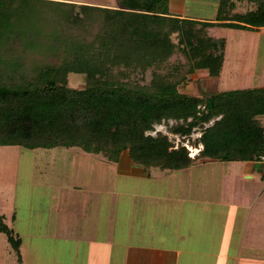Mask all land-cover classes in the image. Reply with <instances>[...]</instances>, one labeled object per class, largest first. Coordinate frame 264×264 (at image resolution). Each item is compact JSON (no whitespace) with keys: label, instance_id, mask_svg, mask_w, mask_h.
<instances>
[{"label":"trees","instance_id":"1","mask_svg":"<svg viewBox=\"0 0 264 264\" xmlns=\"http://www.w3.org/2000/svg\"><path fill=\"white\" fill-rule=\"evenodd\" d=\"M240 2L253 7L233 13ZM114 4L0 0V146L76 148L108 164L125 152L145 177L198 159L257 163L264 87L198 96L178 88L198 70L219 75L224 40L208 29L264 28V0H216L210 22L171 14L167 0ZM69 75L83 86H68ZM154 125L183 139L197 128L192 145L201 148L188 157ZM0 234L17 249L2 215Z\"/></svg>","mask_w":264,"mask_h":264},{"label":"rangeland","instance_id":"2","mask_svg":"<svg viewBox=\"0 0 264 264\" xmlns=\"http://www.w3.org/2000/svg\"><path fill=\"white\" fill-rule=\"evenodd\" d=\"M60 1L106 7L115 5L114 0ZM167 2L169 12L173 15L204 22L214 20L216 0ZM252 7L245 2L236 3L233 13H243ZM207 35L224 40L220 73L217 77H208L206 70H198L188 76L185 85L179 86V92L198 96L201 92L264 87V28L245 31L212 27L208 29ZM145 78H149L148 73ZM68 86L81 88L82 77L69 75ZM167 123L170 125L171 121ZM260 123L264 126V117ZM153 131L164 134L174 147L183 146L188 157H193L192 154L198 151L192 145L200 133L197 128L184 139L167 133L163 125H154ZM154 132L149 134L153 135ZM91 162L97 163L99 167L100 163L104 165L103 171L98 170L97 180L92 181L91 172L86 168ZM252 164L247 167L243 162H229L222 166L221 163L209 161L170 172L177 176L178 181L175 183L180 185L184 198L196 197L203 202L213 200L216 205L224 203L226 207H236V211L232 209V216L237 215L240 222L232 229L245 230L243 237L237 238L241 246L236 255L237 264L254 263L256 259L261 261L264 257V177L258 176V165ZM87 172L89 177L86 176ZM245 173L251 174L252 178L244 179L242 176ZM140 175L143 177L144 174L131 165L125 152L120 154L116 164H108L101 161L99 156L86 154L76 148L27 150L19 146H0V215L13 236L19 239L18 247L14 249L6 237L0 234V264H119L116 257L120 249L118 245V249L114 247L108 253L103 251L104 262H97L102 254L98 245L87 247L79 242L72 244L70 240L60 239L57 235L63 224L77 223L88 215L89 205L93 201L96 202L99 215V235L109 224H112L114 231L125 230L128 222L123 216L129 214V197L132 198L135 192H151V195L158 192L154 180H147ZM93 181L101 183L99 191L90 189ZM179 192L174 187L171 195H164V200L161 195L155 198L162 202ZM65 195L67 197L63 199ZM143 197L133 199V211L129 214L132 230L136 229L138 223L139 231L143 228L148 230L155 218L157 211L150 209L154 198L150 200L152 196ZM169 210L171 212V203ZM179 211L180 216L184 217L185 211ZM243 213L245 220L240 215ZM69 214L73 217H69ZM121 215L122 219L118 221ZM106 223L109 224L105 226ZM154 223L157 224L156 221ZM161 227L156 226V231ZM236 245L235 239L232 246L226 248L232 250Z\"/></svg>","mask_w":264,"mask_h":264},{"label":"crops","instance_id":"3","mask_svg":"<svg viewBox=\"0 0 264 264\" xmlns=\"http://www.w3.org/2000/svg\"><path fill=\"white\" fill-rule=\"evenodd\" d=\"M196 147L198 148L197 150L201 148L199 145ZM209 161L211 160L198 159L193 165ZM256 164L258 165L256 167L257 174L263 178L264 165ZM250 165L252 166L253 164L245 163L247 167H250ZM102 166L104 165L100 163V169L98 164L94 162L86 166L87 170L91 172V181L94 179L97 180L98 170L103 171ZM225 168H222V175H224ZM140 172L142 173L141 170ZM170 172L175 171L152 170L150 177H145L144 175L142 177L140 175L147 180H154L158 192L153 195H151V192H135L132 198L129 197L131 203L129 214L133 211L132 202L135 201L133 200L134 198H137V200L141 196H145L143 198H150L152 196L150 200L154 198L151 205L152 208L150 209L157 212L155 218L150 222V228L148 230L143 228V230L139 231V223L138 225L136 224V229L132 230V220H130V215L127 214L123 216L128 222L125 230L114 231L112 224L108 223L109 226L106 227V230L102 229L99 235V215L97 214L96 202L90 201L92 203H88V205L90 204L88 215L81 218L77 223L63 224L60 227V233L57 237L60 239H68L72 244L79 242L87 245V247H95L98 245L101 253L103 251H107L108 253L109 249H114V247L118 249V245L120 249H118L116 257H118L119 264H231L232 261L234 264H237L236 255L238 254L239 248H241L239 246L240 241H237V238L243 237L245 230H239L240 228L232 229L240 222L237 215L232 216V209L235 210L236 207L234 205L226 207L224 203L216 205L213 200L203 202L196 197L190 199L184 198L180 185L175 183L178 181L177 176L171 175ZM86 176L89 177L88 172ZM242 177L246 180L252 178L251 174L247 173L243 174ZM100 185L101 183L99 184L93 181L90 184V189L99 191L101 189ZM174 187L180 190L178 195L175 193L173 197L162 202L155 198L161 195V199L164 200V195H171V189ZM66 197L65 195L63 199ZM170 200H172L170 202L171 212L169 210L170 203H167ZM113 201L110 202L111 205ZM174 203L175 206L172 207ZM178 210H184L186 213L185 216L181 217L180 211L178 212ZM258 211L260 212V209ZM71 215L69 214V217ZM240 215H243V219L245 218V213ZM257 216L256 212V219ZM121 219L122 215L118 221ZM155 221L157 224L154 223ZM108 224L106 223L105 226ZM156 226L162 227L159 231H156ZM122 237L123 239L120 240ZM235 239L237 243L236 247L232 250L227 249L226 246L231 247ZM103 255L105 254L102 253L97 262H104L105 257ZM241 264H264V257L261 261L258 258L254 263Z\"/></svg>","mask_w":264,"mask_h":264},{"label":"built area","instance_id":"4","mask_svg":"<svg viewBox=\"0 0 264 264\" xmlns=\"http://www.w3.org/2000/svg\"><path fill=\"white\" fill-rule=\"evenodd\" d=\"M257 163H259V164H261V165H264V155H261V156L259 157Z\"/></svg>","mask_w":264,"mask_h":264},{"label":"bare ground","instance_id":"5","mask_svg":"<svg viewBox=\"0 0 264 264\" xmlns=\"http://www.w3.org/2000/svg\"><path fill=\"white\" fill-rule=\"evenodd\" d=\"M197 152H198V151H197ZM197 152L195 151L194 154H192V156H194Z\"/></svg>","mask_w":264,"mask_h":264}]
</instances>
